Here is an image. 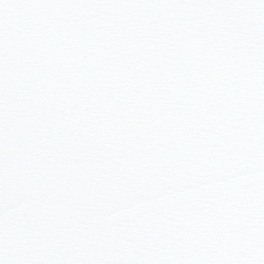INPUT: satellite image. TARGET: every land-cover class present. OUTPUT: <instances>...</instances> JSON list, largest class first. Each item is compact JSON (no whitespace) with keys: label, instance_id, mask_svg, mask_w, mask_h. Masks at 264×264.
Instances as JSON below:
<instances>
[{"label":"snow or ice","instance_id":"obj_1","mask_svg":"<svg viewBox=\"0 0 264 264\" xmlns=\"http://www.w3.org/2000/svg\"><path fill=\"white\" fill-rule=\"evenodd\" d=\"M0 264H264V0H0Z\"/></svg>","mask_w":264,"mask_h":264}]
</instances>
